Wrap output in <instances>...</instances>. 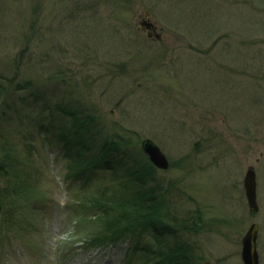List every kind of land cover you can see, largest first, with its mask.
<instances>
[{
	"label": "rangeland",
	"instance_id": "rangeland-1",
	"mask_svg": "<svg viewBox=\"0 0 264 264\" xmlns=\"http://www.w3.org/2000/svg\"><path fill=\"white\" fill-rule=\"evenodd\" d=\"M147 11L161 42L139 29ZM0 75L33 81L21 92L17 80L0 83V165L10 171L0 174V264L143 260L129 240L97 242L106 229L95 200L122 186L75 180L60 137L72 113L96 115L101 142L115 134L137 155L146 140L161 148L170 168L154 166L176 188L175 216L195 221L197 264H244L254 224L264 264V0H0ZM145 245L159 249L150 236Z\"/></svg>",
	"mask_w": 264,
	"mask_h": 264
},
{
	"label": "trees",
	"instance_id": "trees-1",
	"mask_svg": "<svg viewBox=\"0 0 264 264\" xmlns=\"http://www.w3.org/2000/svg\"><path fill=\"white\" fill-rule=\"evenodd\" d=\"M25 58V53L19 56L13 65L14 71H19ZM7 77L0 75V83H14L17 80L11 86L15 85L20 92L33 85L31 79L19 81L16 77ZM5 88L0 84V102L8 92V88ZM0 115H5L1 104ZM70 116L75 124L70 129H60V137L66 156L74 164L71 170L76 176L75 180L88 183L102 177L122 186L117 193L109 188L111 193L102 192L95 200L93 206L96 214L93 219L106 229L97 236V242L106 246L129 240L132 253H142L141 264H197L196 248L191 241V236L198 231L193 228L195 221L194 224L179 221L169 207V200L174 197L172 190L176 188L167 187L169 185L160 179V171L150 158L141 150V154L137 155L126 137L113 134L101 142L100 136L93 134L99 121L96 115L88 114L83 119H79L77 113ZM4 163L0 165V174L10 173L9 164ZM87 217L89 215L84 216L85 219ZM147 236L156 241L158 250L145 245Z\"/></svg>",
	"mask_w": 264,
	"mask_h": 264
},
{
	"label": "water",
	"instance_id": "water-1",
	"mask_svg": "<svg viewBox=\"0 0 264 264\" xmlns=\"http://www.w3.org/2000/svg\"><path fill=\"white\" fill-rule=\"evenodd\" d=\"M151 13L147 11L144 15L139 29L145 32L146 38L156 42L162 41V35L157 32V27L151 20ZM146 155L151 162L161 170H169L170 162L161 148L151 140H146L143 144ZM245 190L250 209L258 213L260 207L258 204V184L257 173L253 167H250L245 177ZM259 225L254 224L243 239L242 260L244 264H261L258 251Z\"/></svg>",
	"mask_w": 264,
	"mask_h": 264
}]
</instances>
